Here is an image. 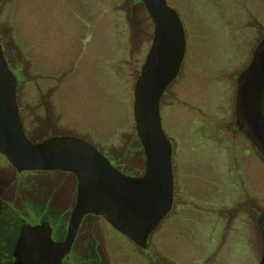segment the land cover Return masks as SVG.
Instances as JSON below:
<instances>
[{"label":"rangeland","instance_id":"obj_1","mask_svg":"<svg viewBox=\"0 0 264 264\" xmlns=\"http://www.w3.org/2000/svg\"><path fill=\"white\" fill-rule=\"evenodd\" d=\"M167 2L187 44L162 97V124L174 148L175 200L194 207L180 205L165 217L146 251L104 220L90 236L102 264H260L264 158L236 127V100L238 77L264 34V0ZM0 35L14 51L13 66L21 65V105L38 109L52 131L86 138L141 169L134 86L154 35L141 0H0ZM49 100L53 119L37 108ZM0 168L9 179L12 165L1 154ZM16 181L15 204L24 212L33 198L22 183L45 192L68 183L53 171Z\"/></svg>","mask_w":264,"mask_h":264},{"label":"water","instance_id":"obj_2","mask_svg":"<svg viewBox=\"0 0 264 264\" xmlns=\"http://www.w3.org/2000/svg\"><path fill=\"white\" fill-rule=\"evenodd\" d=\"M154 23L151 47L134 86L135 128L143 146L145 167L139 175L122 173L87 140L55 136L31 140L22 124L18 79L0 42V152L18 171H72L78 177L77 222L90 212L105 217L141 247L170 212L174 202L173 143L166 134L161 101L177 79L186 54V34L178 11L167 0H141ZM237 126L264 158V38L238 77ZM263 235L264 212L260 216ZM45 263L44 256H26L25 264Z\"/></svg>","mask_w":264,"mask_h":264},{"label":"flooded vegetation","instance_id":"obj_3","mask_svg":"<svg viewBox=\"0 0 264 264\" xmlns=\"http://www.w3.org/2000/svg\"><path fill=\"white\" fill-rule=\"evenodd\" d=\"M263 38L264 34L258 44ZM0 42L6 59L18 79L17 102L20 118L27 136L35 142H41L55 136L70 135L83 138L75 134L52 131V126L50 124L45 125L43 120V124H41L40 118H42V115L38 109L33 112L21 105L19 95L22 77L20 73L21 65L18 63L16 66H13L14 51L9 50L1 35ZM38 75L39 73L37 76ZM42 77H45V75H42ZM39 96H42V93ZM37 108L43 109L44 112L51 115V119L54 118L55 110L53 111L51 100H49L48 106L44 103H39ZM47 119V117L44 118L46 121ZM83 139L87 140L105 154L112 164L122 171V173L127 175H139L143 172L145 167V154L141 141L140 144H138V148H135L134 145L133 147L135 152H138V154L140 152L141 155H143L144 164L141 169L135 171L127 167L128 162L123 161L121 156L113 155L112 152L105 147L96 145L86 138ZM0 154L4 155L1 152ZM11 165L13 173H11L9 179H6V170L0 168V264H25L24 260H26V256L30 255L44 256L45 263L43 264H102L98 248L89 233L90 230L96 229V225L100 220L106 221L116 233H120V235L129 240L131 239L115 228L105 217L95 212L85 214L81 220L77 222L74 217L78 203V177L76 173L62 170L18 171L12 163ZM34 171H53L63 174L68 183L65 186V191L63 189V191L52 190L49 192L44 191V185L43 187H37L36 190H32L26 185L27 183H22L21 187L26 188V191L33 198V202L26 201L31 205L30 211H20L15 204V199L21 198L17 189L18 184L16 179L18 175L22 173ZM173 172L176 185L174 168ZM9 183L11 184L8 185ZM6 192H9L14 200L10 196L8 197ZM56 192L58 194L55 196L54 193ZM174 203L175 187L173 206ZM131 241L133 240L131 239ZM133 243L136 242L133 241ZM142 250L146 251V247H143ZM37 264L42 263L39 262Z\"/></svg>","mask_w":264,"mask_h":264},{"label":"trees","instance_id":"obj_4","mask_svg":"<svg viewBox=\"0 0 264 264\" xmlns=\"http://www.w3.org/2000/svg\"><path fill=\"white\" fill-rule=\"evenodd\" d=\"M236 127H237V125H236ZM237 128H238V127H237ZM238 129H239V128H238ZM141 157H142V166H143V164H144V163H143V158H144V157H143V155H142ZM173 166H174V165H173ZM173 168H174V167H173ZM180 205H183L184 211L187 210V209L185 210L186 207H194L193 205L184 206V204H182V203L180 204V203H178V202L175 200V203H174V206H173V209H172L171 212H174V210H175L176 207H178V211H180V210H179V209H180V208H179ZM171 212H170V213H171ZM170 213H169V215H170ZM184 213H185V212H184ZM169 215H168V216H169ZM179 215H180V214H179ZM181 216H182V215H181ZM183 216L187 219V217H189V214H188V215L183 214Z\"/></svg>","mask_w":264,"mask_h":264}]
</instances>
